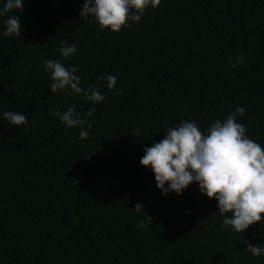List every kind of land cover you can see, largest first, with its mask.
Wrapping results in <instances>:
<instances>
[{"label":"trees","instance_id":"trees-1","mask_svg":"<svg viewBox=\"0 0 264 264\" xmlns=\"http://www.w3.org/2000/svg\"><path fill=\"white\" fill-rule=\"evenodd\" d=\"M84 3L25 0L0 17V264H264L243 243L264 245V223L235 234L198 184L164 196L140 165L166 128L204 130L237 106L264 150V0H161L118 34L82 19ZM10 15L21 36H3ZM68 45L78 51L64 60ZM237 54L244 63L226 69ZM45 60L77 66L81 87L105 96L85 117L88 139L50 113L92 104L52 94ZM108 75L119 96L97 79ZM5 111L28 124L9 125Z\"/></svg>","mask_w":264,"mask_h":264},{"label":"clouds","instance_id":"clouds-1","mask_svg":"<svg viewBox=\"0 0 264 264\" xmlns=\"http://www.w3.org/2000/svg\"><path fill=\"white\" fill-rule=\"evenodd\" d=\"M24 3L25 0H5L0 17L14 10L22 12ZM160 4L161 0H85L80 16L88 23L95 22L101 32L110 30L118 34L130 27L129 22L138 24L148 8L155 10ZM5 25L3 36H21L19 15L8 16ZM58 51L67 60L78 50L75 45H68ZM237 63H244L242 54L236 55L235 63L229 58L226 69L235 68ZM43 65L50 74L52 94L67 91L70 95H82L92 104L84 113L78 112L75 105L64 112L49 109L67 128L81 126L79 138L88 139V131L83 127L85 117L95 114V105L103 102L105 96L97 87H81L77 66H66L58 60H45ZM97 79L106 80L110 91L115 89V76ZM121 91L115 89L114 94L119 96ZM244 113L245 109L237 106L234 112L222 120H214L204 130L195 120L180 121L179 125L166 128L164 139L146 147L140 159L142 167L152 170L162 195L170 192L180 195L193 183L198 184L202 195L217 201L218 213L223 217L221 226L230 227L235 234L242 236L250 226L264 223V150L249 138L247 127L237 122ZM3 116L11 126L28 124L27 116L21 112L5 111ZM92 126L87 122L88 129ZM141 209L144 210V205L135 204V211ZM148 219L151 223L149 216ZM138 227L146 229L148 225L141 221ZM243 243L247 245L245 251L253 257L264 256V245L253 246L247 240Z\"/></svg>","mask_w":264,"mask_h":264}]
</instances>
